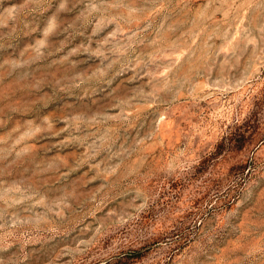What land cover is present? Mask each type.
I'll return each mask as SVG.
<instances>
[{
	"label": "rangeland",
	"instance_id": "rangeland-1",
	"mask_svg": "<svg viewBox=\"0 0 264 264\" xmlns=\"http://www.w3.org/2000/svg\"><path fill=\"white\" fill-rule=\"evenodd\" d=\"M0 264H264V0H0Z\"/></svg>",
	"mask_w": 264,
	"mask_h": 264
}]
</instances>
